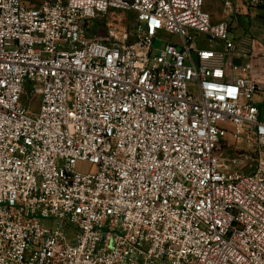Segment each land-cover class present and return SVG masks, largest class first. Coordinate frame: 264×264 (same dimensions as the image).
<instances>
[{"label": "built area", "instance_id": "obj_1", "mask_svg": "<svg viewBox=\"0 0 264 264\" xmlns=\"http://www.w3.org/2000/svg\"><path fill=\"white\" fill-rule=\"evenodd\" d=\"M204 3L0 0V264H264V78Z\"/></svg>", "mask_w": 264, "mask_h": 264}, {"label": "rangeland", "instance_id": "obj_2", "mask_svg": "<svg viewBox=\"0 0 264 264\" xmlns=\"http://www.w3.org/2000/svg\"><path fill=\"white\" fill-rule=\"evenodd\" d=\"M25 3L29 5H37L42 0H23ZM221 7V8H220ZM204 9L212 10L213 12L221 9V13L225 14V7L222 2L218 0H205ZM117 19L114 20L110 14V20L121 26L118 27L120 29H125L128 26L135 12L132 11H123L118 10L116 12ZM232 27L230 28V32L228 37L235 38L236 44L245 51H239L238 54L234 55V66L238 67L244 64L246 61L251 60L253 65L252 74L257 78H264V10L260 8H252L249 9V12L246 13H235L232 14ZM98 27H91L89 34L91 36L101 37L105 34L107 27H105V23L98 22L96 23ZM164 37H168V35L163 34ZM161 37L154 41V50L152 54L160 53L161 49L164 47L166 39ZM237 74V72L235 73ZM36 98V97H35ZM259 106L264 110V98L258 97ZM22 101L28 105V100L23 96ZM241 147L245 150H248L252 147V144L245 140ZM233 155V152H231Z\"/></svg>", "mask_w": 264, "mask_h": 264}, {"label": "crops", "instance_id": "obj_3", "mask_svg": "<svg viewBox=\"0 0 264 264\" xmlns=\"http://www.w3.org/2000/svg\"><path fill=\"white\" fill-rule=\"evenodd\" d=\"M207 11L210 12V14L212 16V19L215 22L220 21V20H224V19H228V17H229L228 11H226V10H225L226 11L225 14L221 13V9H219L216 12H213L212 10H209V9H207ZM248 12H249V9L246 10V11H241L239 14H241V13H246L247 14ZM213 44H215V43H213ZM236 72H238V69L236 70Z\"/></svg>", "mask_w": 264, "mask_h": 264}]
</instances>
